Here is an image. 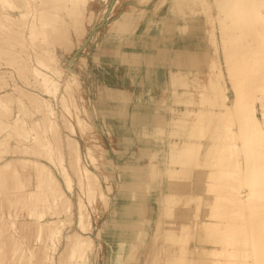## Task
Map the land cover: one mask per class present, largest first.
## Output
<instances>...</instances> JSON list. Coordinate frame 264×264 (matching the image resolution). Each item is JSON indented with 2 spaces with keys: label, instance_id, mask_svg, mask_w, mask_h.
Returning a JSON list of instances; mask_svg holds the SVG:
<instances>
[{
  "label": "bare ground",
  "instance_id": "1",
  "mask_svg": "<svg viewBox=\"0 0 264 264\" xmlns=\"http://www.w3.org/2000/svg\"><path fill=\"white\" fill-rule=\"evenodd\" d=\"M108 1L0 0V46L2 44H9L12 51L16 53V56L19 53L21 54L20 50L16 48L27 49L28 47L33 49V53L39 55L38 58L41 59L37 58L36 65L33 63L28 69V72L38 81L43 92L42 95L40 94L41 96L35 92L26 93L18 89L16 84L0 92V264H55L53 253L60 241V237H62L61 231L63 228L67 230V226H72L74 223L70 198L66 193L67 191H65L67 188L68 190L72 188L71 176L67 170L69 167L76 174L75 181L79 189L77 201L78 218L75 223L79 230H71L66 235V238L63 237L65 238L64 244L67 248L68 260L62 264H86L88 253L93 248V240L87 234L88 230L91 229V214L88 212L90 210L84 198H87L91 209L95 211L99 209L97 202H104L107 199V195L104 190L100 189V180L95 172L81 161L82 156L79 147H77L79 145L76 144L75 148H72L74 141L78 142L77 139L69 136L72 141L67 143L66 150L64 151V145L59 141L58 118L49 97L54 98L58 102L60 100L64 120L66 117L65 113H67L68 117L75 120L72 123L66 118L68 130L76 134L77 125L80 129V134H82L85 125L80 115L79 102L77 99H72L68 88H65L60 94L56 86L60 82V75L56 68L57 62H54V58L57 56L54 45H58L62 50L68 43L69 34H73L79 28L78 24L81 25L87 19V14H94V12L97 13L98 11L100 13L105 12V15L108 16V9H104V4L106 6ZM150 1L134 0L133 3L127 0H113V4L111 5L113 11L120 5L123 7L119 14L109 22L108 33L110 35L107 34L101 38V46L107 48V51L114 54L115 50L119 47V42L127 39V36L123 34L126 31L131 33L134 24L138 23L142 18H147L143 14H135L133 12L134 8L140 6L137 9L141 10L144 14H148L146 11L148 9L141 6H144ZM166 1L169 4L170 0ZM204 1L202 0V2ZM151 2L153 4L149 11L156 9L162 3V0H153ZM211 3L213 5H211L212 8L218 9L219 11L222 10L220 13L223 12L229 16L228 22L230 24H242L241 20L244 15H246V21H254L255 19L256 21H261V23L264 21V0H211ZM247 14L254 15V17L252 16V19H248L250 16L248 15L249 17L247 18ZM163 18L160 16L157 19L151 20H154L156 23L157 21L161 22ZM183 18L185 19V17ZM221 18L223 19V17ZM245 18H243L244 21ZM206 21H208V18ZM223 21L221 23L225 25L226 23ZM244 21L243 23L246 24ZM166 23H168L167 26L170 25L169 22ZM185 25L189 27L188 24ZM182 27L184 30V25ZM221 33L224 34L223 32ZM260 38L262 43L260 41L259 48H252V53H255L259 49L261 52H258L264 54V31L260 34ZM82 39L78 41V48H83L84 43ZM233 46L236 47V45ZM237 49L240 50L239 48ZM232 50L235 53L237 51L236 49L234 51V48ZM231 54L233 53L230 52V60L234 57ZM261 57L257 59L263 60V56ZM77 58L80 59L82 56L74 57L73 62ZM172 58L169 62V64L172 62L171 65L175 64L176 61L183 63L186 60V58L181 60L180 58ZM225 58L226 60L228 59L226 55ZM120 59L121 57H119V61ZM198 59L196 61H199ZM206 59L208 61V58L203 57V61ZM10 63L14 65L12 62ZM25 66H23V69ZM198 66L196 67L197 69ZM245 66L243 67L242 64L239 67L238 65V69L240 70L235 71L242 72L243 74L246 73L247 77L244 76L245 74L242 77H246L248 80L250 77V82H255L257 80L255 78H259L260 76H256L258 74L257 72L256 75L254 74V70L256 71L253 67L254 65L248 64ZM186 67L188 68L189 64ZM38 68H41V70ZM67 68L70 71V75L67 76L69 78L68 81L72 82L75 76L74 72L71 73V67ZM262 68H264V65ZM192 70L194 69L192 68ZM218 70L221 71L220 68ZM167 77H169L168 80L171 84H173V81L181 79L177 70L171 69ZM2 78L3 76L0 75V79ZM240 79L237 81H240ZM260 80H264V75L260 77ZM192 81L195 82V79H192ZM180 82H182V79ZM261 88L264 87H260V90L263 91ZM207 91L205 92L208 93ZM119 92L121 93L120 98L117 101L115 100L114 105L117 113L121 116L127 109L129 97L125 95L124 91L121 90ZM179 93L180 91H175L176 95H179ZM139 96L142 97V94L139 93ZM11 97H15L12 101L14 108L16 104L23 107L30 105L31 110L12 112L11 110L13 109L9 108V103L7 102V99ZM213 98L214 96H207L206 94L205 99L208 104L216 103L215 98ZM226 98L223 97V99L218 100L221 106L220 108H222L219 109L222 111H228L229 96L227 101ZM243 100L244 98L242 99L241 97L238 100V107L236 106L238 109L242 107L241 105L243 103L247 102ZM188 101L189 104L192 102V100ZM257 101L259 104L255 106L249 105L247 102L249 107H246L247 109L245 111L243 110V114L241 111L242 115L240 117L242 123H240L241 126L239 128L236 126L232 127L230 124L221 126L217 120L218 110H215L216 108L214 110L211 109L214 112V118L212 116V119L210 118L207 122L202 119L200 121L198 117L194 118L192 123L194 126L193 129H188V133L183 139H171L168 141L166 152L167 164L165 166L162 144L153 151L148 150L147 155L152 156L153 160L156 158L154 163L146 171H150L151 174L153 173L152 176H149L150 179L152 178V181H158L159 183L162 175H166L169 178L167 192L156 196L158 203L156 217L160 216L159 213L162 212L164 206L172 208L174 205L171 207V204L176 198H181L179 196L176 197L174 190L178 183H175V181H182L179 176H182V173L185 171L186 174L187 171H190V174H188L189 176L191 175L189 182H193L192 189L195 190L189 191L185 202L188 203V200H192V198L198 199L199 202V199L201 200L202 198L199 192L206 186H209L206 183H210V190H212L213 186L214 189L212 190L213 192L209 191L212 195L206 193L209 187L208 189H204L206 190L204 191L206 196H208L205 197L207 200L204 201V205H209L210 207L211 203L215 201L217 204L214 205L212 203V205L217 207L214 213H210L212 216H210L207 210L205 212H197L195 210L194 213L197 212L195 213L196 218L197 214L199 215L198 220L196 218L194 220L186 219V213L190 209H185V206H181V209L178 207L176 211L174 210L175 213H173L171 219L165 218L162 222L164 226L162 228L163 231L156 241L154 240L153 234L156 229V218L144 219L143 217L140 221H138L139 219L133 221L130 228L132 226L136 230V228L140 227L138 222H142V227L138 229L140 231L139 235L148 236L147 241L139 242V246L144 244L146 247L145 255L137 258L135 262L137 261L138 264H141L143 260L144 264H155L157 262L160 264H264V94L258 96ZM9 102L11 101L9 100ZM193 102L196 101L193 100ZM247 103L244 105L246 106ZM173 109L172 107L170 108L172 111ZM184 109L186 113L181 115L183 119L180 115L176 117V115L178 116L176 112L175 117L172 114L171 123L179 128L182 127L186 131L185 126L187 122L185 121L188 119L187 115L193 116L191 113L193 108L187 106ZM174 110L177 111L178 108ZM259 110H261L260 117L257 115ZM131 116L136 121L138 118H151L147 113L141 112L136 107ZM180 121L183 122L181 126ZM177 130L173 128L170 135L176 133ZM182 130L181 133H183ZM124 134H127L125 129ZM160 134L163 135L162 130ZM117 135L118 137H122L123 132H120L121 136L118 133ZM17 137L20 138L17 139ZM101 149L103 148L101 147ZM87 151L88 155L87 153L86 155L90 157L88 161H92L95 164L97 159L93 155L90 146H87ZM64 153L68 161L66 165L63 160L65 158ZM103 155L102 160L105 163L104 165L111 164L110 166H112L111 156L109 154ZM190 159L191 161H189ZM192 159L194 160L192 161ZM184 166L187 170H185ZM192 166L195 167L193 170H191ZM51 168H57L60 173L59 175L62 177L59 176V179L55 176ZM134 168H139V164ZM144 170L146 169L144 168ZM207 177L210 178L208 179ZM212 183L213 186L211 185ZM122 185L124 184H120L121 189L125 186ZM196 189L201 190L198 192ZM178 199L176 201H179ZM163 200L166 201V205H164ZM5 205L7 208L3 207ZM114 211L115 208L111 211V214ZM165 212L168 213L167 209H165ZM165 212L163 213L166 216L167 214ZM193 223L195 224V230L189 233L188 229H190ZM157 225L160 226L158 222ZM31 237H33L31 242L27 243V239H31ZM123 237L125 239L113 241L115 246L119 247L113 254L117 263L124 260L128 256L130 249L135 247L134 242H127L128 240L126 238H129L128 233L123 234ZM131 237L133 238L132 235ZM212 238L214 239L211 240ZM184 241L188 245H185ZM176 244L179 245V247H176L178 248L177 251L175 248ZM220 249L223 251L219 252ZM61 261L59 262L61 263Z\"/></svg>",
  "mask_w": 264,
  "mask_h": 264
},
{
  "label": "rangeland",
  "instance_id": "2",
  "mask_svg": "<svg viewBox=\"0 0 264 264\" xmlns=\"http://www.w3.org/2000/svg\"><path fill=\"white\" fill-rule=\"evenodd\" d=\"M127 1L134 3V0ZM151 1L144 6H141L148 9L146 10L148 14H144L141 12V10L137 9V7L140 6L134 8L133 12L135 14H143L147 18H142V20L134 24L131 33L126 31L123 34L127 36V39L125 41L122 40L119 42V47L115 50L114 54L107 51V48L101 46L100 42L101 38L109 34V22L119 14L123 7L120 5L115 11H113L111 9L113 0H109L106 3V6L104 4V9H108V16L105 15V12L100 13L98 11L97 13L94 12V14H87V19H85L81 25L78 24L79 28L76 29L73 34H69L70 37H68V43L62 48V50L58 47V45H54L56 48L55 50L57 51V56L54 58V62H57L56 68L58 74L60 75V82H58L56 86L60 94L65 88H68L70 90V94L72 95V99H77L80 105V115L83 118V123L85 125L82 134H80V129L76 123V134L68 130V127L66 126V123H68L66 122V118L72 123H74L75 120L71 117H68L67 113H65L66 117L64 120V117L62 116V104L60 100L58 102L54 98L52 99L49 97L52 107L54 108L55 114L58 118V130L60 132L59 141L62 145H64L65 151L67 143L72 141L71 137L69 136H73L75 139H77L78 142L74 141L72 148L74 149L76 144L79 145L77 147H79V151L82 156L81 161L95 172L100 180V189L104 190L107 195V199L104 202H97L99 209H96L95 211L91 209L87 198H84L90 210L88 212L91 214V229L88 230L87 234L93 240V248L88 253L86 264H138L137 261L135 262V260L145 255L146 248L144 244L139 246V242L144 240L147 241L148 236H142L141 234L139 235L140 231H138V229L142 227V222H138L140 227L136 228V230L135 228L133 229L132 226L130 228L131 223L135 220L139 219L138 221H140V219L143 217L144 219L156 218L158 224L160 225L158 226L156 222V229L153 232L154 240L156 241L159 239L158 237L161 236L163 231L162 228L164 226L162 225V222L165 218L171 219L173 213H175L178 207L181 209V206H185V209H190V211L186 213L187 217L185 218L191 220L196 218L195 213L199 211L205 212V210H207L209 214L214 213V210L217 207H214V205L217 204L215 201L212 202L210 200L214 204L212 205L211 203L210 207L209 205H204V201L207 200L205 197H208L206 196L204 192L206 190L204 189H208L210 183H206L209 184V186L205 185L206 187L203 190L196 189L198 192L200 190L202 191L199 192L202 196L201 200L199 199V202L198 199L194 198H192V200H188V203L185 202V198L189 191H195L192 189L193 182H189L191 175L189 176L188 174H190V171H187V174L185 171L183 172L184 175L182 173V176H179L181 177L182 181H175V183H178L174 190L176 192V197L179 196L181 198H176V200L178 199L179 201L175 200V203L173 202L171 204V207L174 205L172 208L164 206L162 212L159 213L160 216L156 217L158 205L156 196L167 192L169 178L166 175H162L159 183L158 181H152V178L150 179L149 176H152L153 173L151 174L150 171H146L154 163L156 158L153 160L152 156L147 155L148 150L153 151L155 148H159V146L162 144V150H164L163 155L165 156H163L165 166V164H167L166 152L168 141L171 139H183L188 133L187 130L193 129L194 126L192 123L194 118L198 117L200 118V121L205 120V122H207L212 116L214 118L213 110L216 108L215 110H218L217 120L221 126L230 124L232 127L236 126L239 128L241 126L240 123H242L240 115L244 113L245 109H247L246 107H249L248 103L249 105L254 106L259 104L257 97L261 94H264V88H261L263 91L260 90L261 86L264 87V80H260V77L264 75V68H262L264 65V59H257L262 58L261 56L264 58V54L259 53L261 52L259 49L255 53L251 52L252 48H259L258 46L260 41L262 43L260 34L264 31V21H262V23L259 20L256 21V19L254 20L256 22L253 20L246 21V15H244L243 18H245V21L242 18V24H230V22H228L229 16L226 15V13H220L222 10L219 11L218 9L212 8L213 5L211 0H203L204 2H202V0H170L169 4L166 0H162V3L156 9L149 11L153 4ZM141 5L143 4L141 3ZM190 6H192L191 9ZM248 15L249 14H247V18L250 16L248 19H252L254 17V15H252L253 17L251 14L249 16ZM160 16L164 17L161 22L157 21L155 23L154 20H151L155 18L157 19ZM183 17H185V19ZM221 17H223L224 21ZM207 18L208 21H206ZM222 21L226 24H222ZM243 21L246 24H244ZM248 21L249 23L247 24ZM166 22H169L170 25L167 26L168 23ZM184 23L188 24L189 27H187V25ZM183 25L186 30H183ZM187 28L189 29L187 30ZM224 35L225 37H223ZM79 39L83 40V48H78L77 44ZM233 45H236V47ZM230 47L232 49L234 48V51L236 49V53L233 52ZM16 49L20 50L21 52V54L19 53L18 56H16V53L12 51L9 44H2L0 46V75L3 76V78L0 79V92L7 90L8 88L12 87L13 84H16L18 89H21L23 92H35L41 96L43 93L41 91V86L38 84V81L35 80L33 75L28 72V69L33 63L36 65V59L39 55L33 53V49L29 47L27 49ZM230 52L233 53L231 55L234 56H232L233 58L231 60L229 59ZM225 55L228 57L227 60ZM77 56H82V58H77L73 62L74 57ZM209 56L211 57L209 58ZM119 57H121L120 61ZM172 57L175 59L180 58V60L186 58V60L183 61V63L181 61H179V63L176 61L175 64L171 65L172 62L170 64L169 62ZM203 57L208 58V61L207 59L203 61ZM197 59L199 61H196ZM10 62H12L14 65H12ZM180 62L182 65H184L182 66ZM241 63L243 64V67L248 64L252 66L254 65L253 67L256 69V71L254 70V74L256 75L258 73L256 76L260 77L255 78L257 79L255 82H250V77L248 80L246 78V73H244V75L242 72H237L240 70L238 69V65L241 67ZM188 64L189 67L187 68L186 66H188ZM190 64L194 70H192ZM196 64L197 66L199 65L198 69L196 68ZM24 65L26 66L23 69ZM228 65L231 66L228 67ZM67 67L72 68L71 73L74 72L75 76L72 82L68 81L69 78H67V76L70 75V71ZM231 67L232 69H230ZM219 68L221 71L218 70ZM38 69L41 70V68ZM170 69L177 70L182 82H180L181 79H177L176 81H173V84H171V82L168 80L169 77H167ZM232 73L236 74L233 75ZM237 73L239 74L238 76ZM242 75L246 77H242ZM238 78H242L240 79L241 82L237 81L239 80ZM192 79H195V82H193ZM213 83L216 85L214 86ZM220 85H222V87H220ZM250 87H252V89H250ZM205 89L208 90L207 92L209 94L205 92ZM121 90L124 91L125 95H127L129 99L127 101V109L120 116L116 111L114 103L118 98H120L119 96L121 93L119 91ZM177 90L180 91L179 95L175 94V91ZM139 93L142 94V97L139 96ZM206 94L207 96H214L215 99H213L216 101V103L208 104L205 99ZM244 95L246 96L244 97ZM228 96L229 100L227 99ZM223 97H227L226 101H229L227 106L228 111L220 110L222 108H220L221 106L219 105L218 100L223 99ZM240 97L242 99L244 98L243 101L246 100L248 103H243L239 110L237 107ZM14 99L15 97L7 99L9 108L13 109H10L12 112L31 110L30 105L23 107L16 104V107L14 108L12 102ZM9 100L11 102H9ZM188 100H192V102L189 104ZM193 100L196 102H193ZM246 103L247 105L245 106L244 104ZM187 106H191L193 108L191 111L193 116L187 115L188 119L185 121L187 122L185 131V129L182 127L179 128L175 126V124H172L171 117H175L176 112L178 114L176 117L185 114L186 110L184 108ZM135 107L141 112L147 113L149 117L151 116V118L147 117L138 118L137 121L135 119L133 120L131 114L134 113ZM171 107L174 109L178 108V110L176 111L173 109L172 111L170 110ZM202 111H204L203 114ZM260 113L261 110H259L257 114L259 117L261 116ZM181 118L183 119V116H181ZM179 123L180 126L183 125L182 121ZM123 128L127 131V134H124ZM173 128L174 130L178 129L177 132L174 133L176 135H170V132ZM161 130L163 135L160 134ZM181 130L183 133H181ZM119 131L123 132L122 137H118L117 133L120 135ZM18 138L20 137H17V139ZM125 139L127 140L125 141ZM87 146L91 147L92 153L97 159L95 164H93L92 161H88L90 160V157H87ZM101 147L103 149H101ZM103 154H109L111 156V161L113 163L112 166H110L111 164L104 165L105 163H103L102 160L104 156ZM64 157L65 158H63V160L66 165L68 161L65 153ZM193 160L194 159H192V161ZM189 161H191V159ZM137 164H139V168H134ZM144 168L146 170H144ZM184 168L187 170L185 166ZM193 168L195 167L192 166L191 170H193ZM51 169L52 173L60 179L59 176L61 175H59L60 173L58 172V169ZM67 170L71 176L70 178L72 188L70 190L67 188L65 191H67L66 193L70 198L74 223L72 226H67V230L66 228H63L61 231L62 237H60V241L53 253L55 264H62L68 260V253L64 244V239L71 230H79L77 224H75L78 218L77 201L79 189L75 181L76 174H74V170L70 169V167ZM108 176L109 178L107 179ZM207 178L209 179L210 177ZM167 180L168 182H166ZM120 184L125 185H122L124 186L123 189H121ZM211 185L213 186V183ZM213 187L212 190L214 189ZM210 189L211 188L209 187L206 193L213 192ZM210 195L212 194L210 193ZM163 203L166 205V201L163 200ZM3 207L7 208L6 205ZM114 208L115 211L111 214V211ZM184 208L183 210H185ZM165 209H167L168 213L165 212ZM195 210L197 212L194 213ZM163 212H165L167 215L165 216ZM198 216L199 215L197 214L196 220H198ZM210 216L212 215L210 214ZM193 230H195L194 223L191 224L188 231L189 233H192L194 232ZM127 233L129 234V238H126L128 240L127 242H134L135 247L130 249L128 256L125 257L124 260L121 262L119 261L120 263H117L113 254L117 251V249H119V247L115 246L113 241L125 239L123 234ZM28 235L30 236V234ZM32 238L33 237H31V239H27V243H30ZM213 239L214 238L211 240ZM185 245L188 244L185 242ZM176 247H179V245L176 244L175 248ZM177 250L178 248H176V251ZM221 251L223 250L220 249L219 252ZM60 260H62L61 263L59 262ZM143 262L144 261L142 260L141 264H144ZM155 264L160 263L157 262Z\"/></svg>",
  "mask_w": 264,
  "mask_h": 264
}]
</instances>
